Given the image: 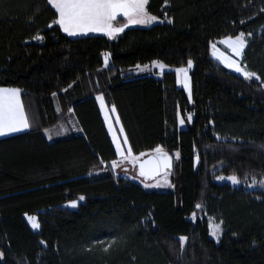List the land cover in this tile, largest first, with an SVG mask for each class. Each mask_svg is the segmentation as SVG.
Returning <instances> with one entry per match:
<instances>
[{
	"label": "trees",
	"instance_id": "trees-1",
	"mask_svg": "<svg viewBox=\"0 0 264 264\" xmlns=\"http://www.w3.org/2000/svg\"><path fill=\"white\" fill-rule=\"evenodd\" d=\"M148 9L160 17L151 28L72 39L48 27L57 14L46 0H0V87L20 88L42 123L0 139L3 264H264V189L214 181L264 179V0H149ZM240 32L252 33L243 61L260 81L212 59V43ZM188 60L191 101L173 72L127 77L136 65L172 71ZM98 94L115 106L134 155L161 146L174 158L173 191L146 190L111 168L118 156ZM57 103L81 134L49 142ZM80 195L77 210L64 207ZM196 204L220 214L219 243L204 213L192 218Z\"/></svg>",
	"mask_w": 264,
	"mask_h": 264
},
{
	"label": "snow or ice",
	"instance_id": "snow-or-ice-1",
	"mask_svg": "<svg viewBox=\"0 0 264 264\" xmlns=\"http://www.w3.org/2000/svg\"><path fill=\"white\" fill-rule=\"evenodd\" d=\"M46 2L55 9L56 18L48 25L52 27L53 24L58 25L69 37L84 36L88 33H103L106 36L115 39L116 35L122 33L129 25H147L160 20V17L152 15L148 9L149 0H46ZM169 0H165L167 5ZM167 13H165V17ZM118 17L125 18V23L120 26H115L114 21H117ZM163 22V21H161ZM168 23H172L171 19L167 20ZM251 37L252 33L245 34L240 32L235 36H227L223 38L220 43L226 45L236 57L241 59L244 56V49L248 45L249 41L245 37ZM34 40L43 41L44 36L37 33L33 36ZM212 55L221 60L227 68L234 69L237 73H242L244 78L256 81H260L261 77L254 71L247 70L246 65L241 66V62L232 59L230 56L225 55L223 52H217L216 43L211 44ZM105 54L104 65H108V56ZM152 64L163 71L165 65L160 61H153ZM193 66L192 60L187 61V68H180L177 70L178 78L182 74V83L185 89L188 91V99L191 101L192 90L190 86V77L188 75V69ZM139 69L140 65H136ZM148 66L145 65L144 69ZM71 87V85H69ZM66 91V89H65ZM56 93H53L55 96ZM100 103L101 110H104L105 119L109 120V113L116 112L114 105L108 107L105 102L104 96L101 94L96 97ZM193 117L192 113H188L186 119L191 121ZM116 122H119V116L115 117ZM179 123L183 125L185 118L181 117ZM32 124L25 112L24 105L21 100V89L18 87H0V136H5L11 133H18L24 130L30 129ZM113 125L109 120V129L112 130ZM120 132L124 129L121 127ZM48 138H52V133L48 132ZM218 138V137H217ZM113 142L115 143L116 154L121 160H127L132 164H138L139 175L147 179H154L162 172L164 174V183H168L166 177L169 174L168 169L172 167V156L165 152L163 147L157 146L153 151L154 155L148 159H141L145 156V153L134 155L132 147L129 145L127 136L123 137L121 141L116 132H113ZM127 146V147H125ZM180 156L179 151L175 153V157L178 159ZM195 160L198 163L200 160L199 155L195 156ZM113 168L118 166L117 160L111 162ZM216 180L223 181L225 179L231 181L233 185H239L241 183L240 178L236 174H231L227 177L216 176ZM247 181L245 180V183ZM152 185L145 184V187H151ZM159 186V184H157ZM171 186V185H170ZM250 187L259 186L264 189V179L257 181L253 178L252 185ZM85 200L83 195H80L78 200H70L69 204L75 208L78 206V201ZM195 208L202 209L201 204H196ZM192 218H196V213H192ZM28 220L34 229H38L40 224L36 216H28ZM223 221H219L211 225V235L219 240L220 235L223 232ZM179 241L183 247L184 242L187 241V237H179ZM96 242H101L97 240ZM44 243V242H42ZM110 247V245H109ZM107 251V248L104 249ZM3 252H0V264H3Z\"/></svg>",
	"mask_w": 264,
	"mask_h": 264
},
{
	"label": "rangeland",
	"instance_id": "rangeland-1",
	"mask_svg": "<svg viewBox=\"0 0 264 264\" xmlns=\"http://www.w3.org/2000/svg\"><path fill=\"white\" fill-rule=\"evenodd\" d=\"M51 6V5H50ZM54 9V8H53ZM55 10V9H54ZM125 18L123 17H118L117 18V21H114V25L115 26H120L122 25L123 23H125ZM160 21L158 20L157 22H154V23H151V24H147V25H129L127 28H125V30L122 32V33H119L116 35V38L113 39V38H110L108 36H106L105 34L103 33H88L87 35H84V36H77V37H69L66 33L63 32V30L61 29V31L63 32V34H65L66 36H68L69 38H72V39H79V38H84V37H88V36H104V37H107L109 39H112V40H117L126 30L128 29H132V28H142V29H147V28H151L157 24H159ZM246 38V37H245ZM34 41H37V40H34ZM221 41V40H220ZM40 42V41H38ZM216 45H217V52H223L225 55L227 56H230L232 59L234 60H238L241 62V66H245L247 67V64L244 63L243 61V58L241 59L240 57H236L234 53L231 52L230 49L227 48L226 45H223L221 44L219 41L215 42ZM211 53H212V48H211ZM104 59H105V55H104ZM212 59L217 63L219 64L221 67L225 68L226 70H228L229 72L237 75L239 74L240 76H243L242 73H237L234 71V69H230V68H227L224 63L217 59L215 56L212 55ZM110 55L108 56V65L104 67H108L109 64H110ZM148 68L147 69H144V67H141V68H135L133 69L132 71L128 72L127 73V77H140V76H148V75H152L156 78H160L162 76L163 73L165 72H173L176 74V77H177V80H178V84L181 88H183L186 93L188 94V91L187 89L184 88L183 86V83H182V74L180 75V77L178 78L177 76V70H172V71H167L165 69H163V71L161 72L160 69L156 68L152 63L147 65ZM166 68V66H165ZM247 70H248V67H247ZM189 72H190V69H188V75H189ZM238 76V75H237ZM190 77V76H189ZM244 77V76H243ZM242 78V77H241ZM242 79H245V78H242ZM255 79V78H253ZM247 80V79H245ZM190 82V81H189ZM100 94L96 95L95 98L97 96H99ZM97 100V99H96ZM26 102V106H27V113L30 117V120H31V123L33 124L34 128H41L42 127V123L39 121L38 124L34 125V116L36 115V118H38V113H36L37 111L34 109V106H32V108L29 106L32 105V103L27 99L25 100ZM97 103L99 105V108H100V111H101V114L103 116V119H104V122H105V125H106V128H107V131L110 135V138L113 142V132H116L117 136L120 138V140L122 141L123 140V137L125 136V133L124 131L123 132H120L119 129L122 127L121 123H120V120L119 122L117 123L116 120H115V117L118 116L117 112H114V113H109V120L111 121L112 125H113V128L112 130L109 129V120H106L105 119V113H104V110H101V107H100V103L99 101L97 100ZM107 105V104H106ZM108 107H111V106H108ZM56 108V113L59 115V116H62V110L59 106V103H57V106L55 107ZM74 123V118L70 115V111H68V114H65L64 116H62L61 119H59V123L56 125V127H51V128H47L45 130V135H46V138L49 140V142H55V141H58V140H62L64 138H68L69 136L73 135V134H68L69 130L72 129V124ZM181 129H184L185 126L184 124L183 125H180ZM69 129V130H67ZM48 132H51L52 133V138L49 139L48 138ZM113 145L115 147V143L113 142ZM127 147V146H125ZM116 149V148H115ZM148 155V154H147ZM118 156V155H117ZM146 156V155H145ZM144 157V156H142ZM140 157V158H142ZM117 162H118V166L116 168H113L111 167L117 174H120V175H123L124 177H126L127 179L133 181V182H136L138 183L139 185H141L144 189L146 190H149V191H160V192H168V191H173L174 190V185L172 184L171 180H170V177L167 176L166 179L168 181V183H164V180H165V177H160L159 179H157L155 182L153 183H144L142 180H140L137 176H136V171H135V168H134V164H132L131 162L127 161V160H121V158L118 156V159H117ZM226 177V176H224ZM214 181L217 183V184H228L230 185L231 187L233 188H240V187H243L245 188L246 190H256V189H262L260 188L259 186H256V187H250L249 185H252V181H247L245 183V181H241V183L239 185H233L231 183V181L225 179L223 181H218L214 178ZM258 181V180H257ZM145 184H148V185H152L151 187H145ZM157 184H159V186H157ZM171 185V186H170ZM79 203H82L83 201H78ZM64 207H67L71 210H77L78 209V206L73 208L70 206V204H66L64 205ZM202 213L205 214V217L208 219V222H209V229H210V236L211 238L216 241L217 243L220 242V239L224 233V223L222 224V228H223V232L222 234L220 235V238L219 240L216 239V237H214L213 235H211V225L214 224V223H217L219 221L222 220L221 216L219 213H215L214 212H210L208 210V208H204V209H201L199 210L198 214L196 215V217H199ZM28 216H25V220L26 222L28 223L30 229L33 231V232H38L40 230V227L38 229H34L31 225V223L29 222L28 220ZM32 216H36V215H32ZM37 217V216H36ZM38 219V217H37ZM223 221V220H222ZM39 222V221H38ZM106 243V242H105Z\"/></svg>",
	"mask_w": 264,
	"mask_h": 264
},
{
	"label": "crops",
	"instance_id": "crops-1",
	"mask_svg": "<svg viewBox=\"0 0 264 264\" xmlns=\"http://www.w3.org/2000/svg\"><path fill=\"white\" fill-rule=\"evenodd\" d=\"M246 39H248L247 37H246ZM220 42V41H219ZM247 47V46H246ZM246 47H245V49H244V52H245V50H246ZM239 77H242V78H244L243 76H240L239 74H237ZM29 100L31 103H32V105L31 106H29V108L31 107L32 108V106H34V109L36 110V108H35V105H34V103H33V101L30 99V97H26V98H23L22 97V95H21V100H22V103H23V105H24V108H25V112H26V114H27V116H28V118H29V121H30V123H31V120H30V117H29V115H28V113H27V106H26V102H25V100ZM37 111V110H36ZM37 113V112H36ZM34 125H35V127H36V125L38 124V122L40 121V118H39V116H38V118H36V115L34 116ZM39 120V121H38ZM41 122V121H40ZM32 124V123H31ZM72 126V129H67V130H69V132H68V134L70 135V134H76V135H78V134H81V131H80V128H79V126H78V124H77V122L75 121V119H74V123L71 125ZM56 127V126H55ZM54 128V127H53ZM37 129H39V128H34V126H33V124H32V127L30 128V129H27V130H24V131H22V132H18V133H11V134H8V135H5V136H0V139H4V138H8V137H12V136H16V135H20V134H24V133H27V132H29V131H31V130H37ZM46 136V135H45ZM48 140V139H47ZM49 141V140H48Z\"/></svg>",
	"mask_w": 264,
	"mask_h": 264
},
{
	"label": "water",
	"instance_id": "water-1",
	"mask_svg": "<svg viewBox=\"0 0 264 264\" xmlns=\"http://www.w3.org/2000/svg\"><path fill=\"white\" fill-rule=\"evenodd\" d=\"M165 152H166V151H165ZM167 153H168V152H167ZM154 154H155V153L148 154V155L142 157L141 159H142V160H143V159H148L149 157L153 156ZM169 155H170V154H169ZM134 168H135V171H136V176H137L140 180H142L144 183H153V182H155L157 179H159L160 177H163V176H164V174H163V172H162L159 176H157V177L154 178V179H147V178H145V177H141V176L139 175L138 164L134 165ZM167 171H168V173H169L167 176L172 175V173H173V171H174V158H173V157H172V167H171V169H168Z\"/></svg>",
	"mask_w": 264,
	"mask_h": 264
},
{
	"label": "bare ground",
	"instance_id": "bare-ground-1",
	"mask_svg": "<svg viewBox=\"0 0 264 264\" xmlns=\"http://www.w3.org/2000/svg\"><path fill=\"white\" fill-rule=\"evenodd\" d=\"M175 163V162H174Z\"/></svg>",
	"mask_w": 264,
	"mask_h": 264
}]
</instances>
